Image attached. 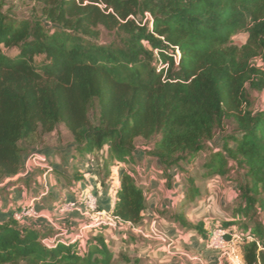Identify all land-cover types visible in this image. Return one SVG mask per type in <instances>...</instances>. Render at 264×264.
Listing matches in <instances>:
<instances>
[{
	"label": "trees",
	"instance_id": "1",
	"mask_svg": "<svg viewBox=\"0 0 264 264\" xmlns=\"http://www.w3.org/2000/svg\"><path fill=\"white\" fill-rule=\"evenodd\" d=\"M36 1L40 15L18 16L0 0V184L22 181L11 179L61 123L75 157L106 149L105 176L143 150L159 160L169 187L172 168L196 162L218 138L200 176L238 171L230 229L240 228L245 264H264V110L250 97V88L264 89V0ZM240 32L247 39L236 43ZM71 176L79 181L82 172L73 167ZM196 177H188L191 198ZM119 179L112 213L141 225L144 187L128 170ZM168 211L186 230L209 235L205 223L188 221L185 202ZM110 230L145 239L131 227L102 225L46 245L56 230L11 217L0 222V264H138L115 253Z\"/></svg>",
	"mask_w": 264,
	"mask_h": 264
},
{
	"label": "crops",
	"instance_id": "2",
	"mask_svg": "<svg viewBox=\"0 0 264 264\" xmlns=\"http://www.w3.org/2000/svg\"><path fill=\"white\" fill-rule=\"evenodd\" d=\"M214 142V143H213ZM211 149L201 152L196 162L191 164L181 163L172 168L174 183L172 187L167 185V177L161 169V164L156 158L149 157L143 150L136 151L134 163L121 166L118 170L131 171L137 181L144 187L147 201V208L143 213L141 224L149 227L153 220H158L168 240L172 241V246L157 240L127 237V234L112 233L106 234L112 238L113 250L123 251L131 257L138 259V264H225L217 250L206 246L205 237L196 228L186 230L179 222L171 217L173 211H168V215L162 213L164 209L174 210L183 202L187 207V219L193 224L205 223L208 228V219L218 218L227 221V225H235L237 218V198L239 196L238 184L233 179L232 171L226 176L216 175L213 177H201L203 171L202 161L210 157V152L221 147L218 138L210 141ZM59 151V149H55ZM208 152V155L206 152ZM44 151L41 154H49ZM60 154V152H58ZM101 156L106 155V149L100 151ZM97 153V154H99ZM54 156V155H53ZM72 163L70 166L53 162L48 165L54 171L46 169L43 173L32 174L31 176L17 175L11 181L20 176L23 180L9 186L0 184V208L2 221L13 217L16 209L27 204L31 198L39 197L35 207L39 211L38 217H30L23 222V225L32 226L42 230H53L55 227L73 229L88 221L79 211L61 212L58 209L57 200L76 199L81 192L93 190L99 197L100 207L111 212L114 207L115 194L112 186L102 178L101 170L97 168L91 171L85 170L79 165L81 159H90V156L79 158L71 153ZM201 158L203 160H201ZM53 160H50L52 163ZM98 163V162H97ZM98 165V164H97ZM73 167H78L82 172V179L75 181L69 179ZM176 169V170H175ZM234 172V171H233ZM193 173L197 174L195 179V191L193 198L187 190L191 186L188 177ZM8 183V182H7ZM227 183V184H226ZM234 185L236 196L228 199L221 193L226 191V186ZM40 194V195H39ZM175 202H171L175 198ZM188 198V200H187ZM56 226H55V225ZM239 226V225H238ZM96 232V230H95ZM193 254L190 257L189 254Z\"/></svg>",
	"mask_w": 264,
	"mask_h": 264
},
{
	"label": "built area",
	"instance_id": "3",
	"mask_svg": "<svg viewBox=\"0 0 264 264\" xmlns=\"http://www.w3.org/2000/svg\"><path fill=\"white\" fill-rule=\"evenodd\" d=\"M146 21H152V16L148 12L145 14L144 22ZM259 65H262V63ZM31 160L33 163L37 164V162L45 160V158L37 152L31 154L28 161H26V171L20 175L26 176L31 174L32 169L29 163ZM115 168H117L115 170L117 175L115 177L112 176V189L116 195V190L120 185V179L118 173L119 167L116 166ZM48 169H50V167ZM37 199L38 197H33L27 204H24L16 209L13 213V217L20 222H23L30 217H38L40 213L35 207V201ZM57 205L61 212H81L85 215L88 221L73 229L55 227L56 232L54 234L43 238V242L46 245L52 244L58 238H60L62 242H66L67 240H76L79 237L86 238V234L84 232H87L92 227H99L102 225H106L113 230L121 227H131L135 233L143 236L145 239L157 240L165 243L168 247H171L173 244L160 229L158 220H153L149 227H145L142 224L136 226L130 222L127 223L119 216L113 214L112 211H104L100 207L97 193L93 190L81 192L80 195L73 200H60L57 202ZM241 240L242 233L238 228L229 230L222 225H217L210 230L206 243L209 248L219 251L221 259L228 264H245L241 248Z\"/></svg>",
	"mask_w": 264,
	"mask_h": 264
},
{
	"label": "rangeland",
	"instance_id": "4",
	"mask_svg": "<svg viewBox=\"0 0 264 264\" xmlns=\"http://www.w3.org/2000/svg\"><path fill=\"white\" fill-rule=\"evenodd\" d=\"M5 2H6L5 9L9 10L11 13L16 14L18 16H29L31 14L40 15L42 13L41 12V4L38 3L36 0H5ZM246 39H247V33H245V32H240V33L234 35V37H233V40L236 43H243L246 41ZM6 52L9 55L13 56L14 54H16L17 50L16 49H10V50L6 49ZM257 63L261 64L262 62L260 60H258ZM250 97L253 101L255 109L264 110V89L259 90V89L250 88ZM232 127H233V122H229L227 125V130L232 129ZM218 140L220 142V139H218ZM73 142H74L73 135L71 134V132L67 128V126L64 123L59 124V126L57 127V129L54 132L47 134L45 136L43 144H41V146H39V148L34 149L35 153L37 152V153L41 154L44 150V151H47L46 153H50L51 156H49V154L48 155L47 154H41L45 158V160H40L39 162H37V164L33 163L31 160V162H29V163L31 165L32 171H35V174L43 173L44 171H46V169L49 168L48 165H52L53 162H57L58 164H65L66 166H70V162L72 163L71 153L75 152L74 147H73V145H74ZM137 143L139 145H142L141 140H139ZM55 149H59V151H56ZM58 152H60V154ZM76 154H77L76 155L77 157L81 158L78 155L79 153L77 151H76ZM206 154L208 155V152H206ZM29 156L30 155H27V161H28ZM104 159H105V156H101V153L93 154V155H90V159H88V160H87V158L85 160L81 159L79 161V165L82 166V168H84L85 170L89 169V171H91L94 168H97V166H98L101 170L102 178L104 180H106L108 183H110V185L112 186V184H113L112 176L115 177L117 175V173L115 171L117 168H115V167L113 168L112 171L114 173H112L113 174L112 176L111 175L108 177L105 176V169L103 167L104 166V162H103ZM50 160H53L52 163L50 162ZM201 160H203V159L201 158ZM119 169H120V167H119ZM233 171H232V175H233L232 178L233 179H231V180H236L235 177L238 175V171L235 169ZM31 175L32 174H29L26 176H31ZM233 186H234L233 184L226 186V188H227L226 191H224V187L222 188L223 191L221 193L224 194L225 198L234 199V197L236 196V193L234 191ZM38 199H39V197H38ZM60 200H63V199L58 198L57 202ZM175 200H176V197L172 198L171 202L173 203V202H175ZM36 201H35V203H36ZM1 206H2V203L0 204V208H2ZM1 216L2 215L0 213V221H2ZM207 221H208L207 225H208L209 231L214 226H217V225H222L223 227L230 230V225L229 224L227 225V221H225L223 223V221L219 220L218 218H214L212 220L208 219ZM110 232L116 234V232H114L112 230H110ZM84 233L86 234V237H87L88 232H84ZM207 238H208V236L205 238V243L207 242L206 241ZM206 246H207V243H206ZM119 252L120 251H116L115 253L118 254ZM189 255H190V257H193V254H191V253ZM220 256H221V254H220Z\"/></svg>",
	"mask_w": 264,
	"mask_h": 264
}]
</instances>
